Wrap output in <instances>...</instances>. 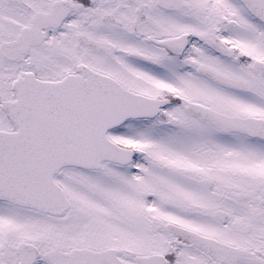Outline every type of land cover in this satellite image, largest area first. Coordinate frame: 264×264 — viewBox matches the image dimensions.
Returning a JSON list of instances; mask_svg holds the SVG:
<instances>
[{
  "label": "snow or ice",
  "instance_id": "6c2138e0",
  "mask_svg": "<svg viewBox=\"0 0 264 264\" xmlns=\"http://www.w3.org/2000/svg\"><path fill=\"white\" fill-rule=\"evenodd\" d=\"M0 264H264V0H0Z\"/></svg>",
  "mask_w": 264,
  "mask_h": 264
}]
</instances>
